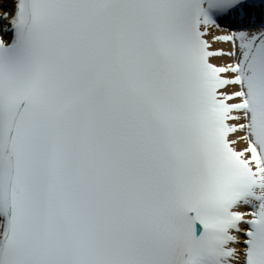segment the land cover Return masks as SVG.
Here are the masks:
<instances>
[{
  "label": "snow or ice",
  "instance_id": "6c2138e0",
  "mask_svg": "<svg viewBox=\"0 0 264 264\" xmlns=\"http://www.w3.org/2000/svg\"><path fill=\"white\" fill-rule=\"evenodd\" d=\"M0 264H264V0H0Z\"/></svg>",
  "mask_w": 264,
  "mask_h": 264
},
{
  "label": "bare ground",
  "instance_id": "6f19581e",
  "mask_svg": "<svg viewBox=\"0 0 264 264\" xmlns=\"http://www.w3.org/2000/svg\"><path fill=\"white\" fill-rule=\"evenodd\" d=\"M214 47H223V45H214ZM217 62H219V61H217ZM241 146H243V145H241Z\"/></svg>",
  "mask_w": 264,
  "mask_h": 264
}]
</instances>
